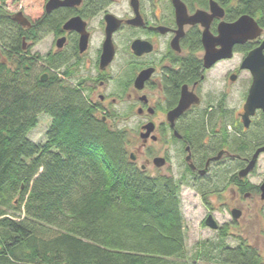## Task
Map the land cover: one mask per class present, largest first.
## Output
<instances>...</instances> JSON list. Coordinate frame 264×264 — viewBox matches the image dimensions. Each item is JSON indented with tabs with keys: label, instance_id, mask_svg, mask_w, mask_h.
Masks as SVG:
<instances>
[{
	"label": "flooded vegetation",
	"instance_id": "obj_1",
	"mask_svg": "<svg viewBox=\"0 0 264 264\" xmlns=\"http://www.w3.org/2000/svg\"><path fill=\"white\" fill-rule=\"evenodd\" d=\"M9 1L15 11L10 9ZM39 1L37 11L36 2L30 3L33 15L25 12L28 6L24 5L25 0H6L4 6L14 22L20 24L14 19L18 13L30 21V26L20 24L30 29L33 36L29 40L24 36L23 49L39 56L36 58L39 64L48 68L44 73L46 79L57 74L75 86L94 114L111 128L123 129L117 127V119L135 115L142 119L138 125L140 133L148 131L147 125L152 124L133 161L138 163L142 156L140 166L150 176L172 177L180 189L187 186L195 191L205 208L202 225L222 236L232 234L230 229L236 230L232 234L236 245L225 249L254 247L264 264V175L254 182L248 179L264 151L257 155L253 169L242 174L264 147V110L258 108L250 116L249 125L245 124V105L253 74L243 67L247 54L264 41V29L257 38L236 44L231 57L207 66L205 26L202 23L181 26L174 0H68L67 5L53 6L50 10V0ZM180 1L189 15L197 10L211 13V0ZM215 1L225 11L223 18L215 17L210 22V32L218 36L222 20L233 22L239 16L228 18V8ZM109 18L119 25L111 33L113 58L104 64ZM72 20L74 27L65 28ZM124 31L129 37L118 61L121 52L118 40ZM193 35L198 37L199 45L192 40ZM48 37L50 43L45 54L33 53ZM135 41L143 42L140 52L133 48ZM237 54L242 58L232 63ZM141 74L145 78L139 87L137 80ZM185 97L188 106L172 118L171 112ZM249 140H254V145L247 146ZM156 158H163L164 163L157 165ZM247 200L255 205H245ZM234 210H239L238 217L234 216ZM209 216L216 229L206 224Z\"/></svg>",
	"mask_w": 264,
	"mask_h": 264
},
{
	"label": "trees",
	"instance_id": "obj_2",
	"mask_svg": "<svg viewBox=\"0 0 264 264\" xmlns=\"http://www.w3.org/2000/svg\"><path fill=\"white\" fill-rule=\"evenodd\" d=\"M5 1L0 264H169L184 257L180 186L172 177L150 176L133 161L126 130L97 117L75 86L57 74L42 80L48 68L23 49L32 31L11 19ZM218 1L228 18L250 14L264 29V0ZM40 114L51 120L45 140L36 142L28 134ZM222 255L225 264L263 262L251 246Z\"/></svg>",
	"mask_w": 264,
	"mask_h": 264
},
{
	"label": "water",
	"instance_id": "obj_3",
	"mask_svg": "<svg viewBox=\"0 0 264 264\" xmlns=\"http://www.w3.org/2000/svg\"><path fill=\"white\" fill-rule=\"evenodd\" d=\"M176 6L177 19L179 24L182 26L186 23H202L205 26L203 31V44L206 49V64L210 66L212 63L217 61L220 58H226L232 56L233 47L236 44L245 43L248 40H252L257 38L262 34L263 28L259 25L256 18L250 14H242L239 18L233 22H227L222 20L219 24V34L218 36H214L210 30V22L215 17L223 18L225 11L224 9L215 1L211 0L210 9L211 13L197 10L194 14L189 15L187 9L183 2L180 0H174ZM69 3L68 0L59 1V0H50L48 2V10L53 6L58 5H67ZM14 19L19 22L22 26H30V21L26 16L22 13H18ZM75 20L67 22L65 28L70 29L74 27ZM119 25V22H113L109 18L108 25V37L104 44V51L102 55V62L107 64L110 62L114 55V48L111 41V33L112 31ZM84 41V39H83ZM217 45H220V48H216ZM143 42L135 41L133 44V48L140 52L142 50ZM243 67L249 69L253 74V82L249 90V94L247 97V102L245 105V115L244 120L246 126L249 125L250 116L255 113L258 108H262L264 110V41L252 49L246 56ZM143 74L138 77L137 85L140 87L143 84L144 80ZM46 79V74L42 76V80ZM188 106L187 98H183L180 105L171 112L172 118L182 113L183 110ZM148 131L140 133V137H147L151 130L152 124L147 125ZM264 151V147L260 148L257 153L254 155V158L251 162L246 166V168L242 171V174H248L255 165V159L257 155ZM132 160L136 159L135 153L131 154ZM155 162L157 165H162L164 163L163 158H156ZM235 217L240 215L239 210H234L233 212ZM206 224L213 229L217 228V225L213 222L212 217L209 216L206 220Z\"/></svg>",
	"mask_w": 264,
	"mask_h": 264
},
{
	"label": "rangeland",
	"instance_id": "obj_4",
	"mask_svg": "<svg viewBox=\"0 0 264 264\" xmlns=\"http://www.w3.org/2000/svg\"><path fill=\"white\" fill-rule=\"evenodd\" d=\"M33 0H25L24 5H28L25 7V12L29 15L34 10H39L41 6V2L39 0H34L35 9H29L30 3ZM9 7L13 11L15 8L13 4L9 1ZM34 14V13H33ZM31 14V15H33ZM129 34L127 31L122 32L119 36V47H120V55L118 61H121L120 58L122 57V49H124L127 45V39ZM50 43V38H45L41 41L40 45L32 50V52L39 51V53L45 54L46 48ZM242 58L241 54H237L234 59H232V63H236L240 61ZM249 87V82L246 81L245 83V91L247 92ZM51 118L47 114H40L39 115V123L37 127L32 129L28 137L36 142H42L45 140L46 130L50 125ZM142 121L141 118L138 116H133L130 118H119L117 119V127L123 128L126 130L129 139V152L130 153H137L138 147L141 145V137L138 125ZM143 157L139 156L138 164H142ZM264 175V155L261 156L259 164L255 172L248 176L250 181L258 180L259 176ZM181 195V208L184 218V230H185V238H186V250L185 255L182 258H174L172 259L171 263L169 264H225L223 261V251L225 247L228 245L234 246L236 245V239L232 236V234H236V230L230 229L229 236H222L219 232L214 231L210 228L204 227L201 221L205 214V208L202 204V200L199 196L193 191L191 188L187 186H183L180 189ZM244 204L247 206H254L255 202L252 200L244 201ZM229 216L226 215V218ZM255 234V231H251ZM253 234V235H254ZM252 235V236H253ZM261 245V244H260ZM264 253V251H262Z\"/></svg>",
	"mask_w": 264,
	"mask_h": 264
}]
</instances>
